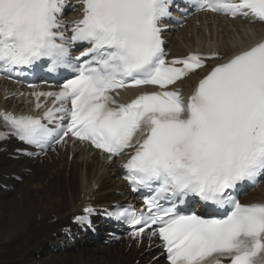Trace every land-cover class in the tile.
Returning a JSON list of instances; mask_svg holds the SVG:
<instances>
[{
  "label": "snow or ice",
  "instance_id": "snow-or-ice-1",
  "mask_svg": "<svg viewBox=\"0 0 264 264\" xmlns=\"http://www.w3.org/2000/svg\"><path fill=\"white\" fill-rule=\"evenodd\" d=\"M67 2L0 0V75H26L41 62L48 73H73L59 91L31 94L37 110L41 97L53 101L42 117L0 112V141L14 137L46 151L71 135L110 157L131 149L125 179L134 192L147 191L146 208L120 207L115 215L133 239L158 235L169 264H264V204L237 195L264 176V41L213 67L185 102L169 86L222 57L166 58L162 21L171 19V0H82L70 37ZM193 6L264 23V0ZM77 45L87 47L74 56ZM145 85L159 90L127 103L113 96Z\"/></svg>",
  "mask_w": 264,
  "mask_h": 264
},
{
  "label": "bare ground",
  "instance_id": "bare-ground-1",
  "mask_svg": "<svg viewBox=\"0 0 264 264\" xmlns=\"http://www.w3.org/2000/svg\"><path fill=\"white\" fill-rule=\"evenodd\" d=\"M256 28V32L261 33ZM196 33L201 41L206 40V35L214 38L224 54L231 53L238 42L249 38L242 24L220 21L197 32L179 34L181 46H189V35ZM180 53H183L182 47L176 49V54ZM0 101L5 106L10 103L3 101V95ZM3 146L7 150L0 151V264H129L140 255L143 259L151 257L135 246L103 247L91 237L84 239L89 247L70 251L72 242L63 234V228L71 225L70 217L78 213L86 201L110 206L125 195L126 189L119 179V186L112 187L110 175L118 178L115 165L98 155L91 156L83 148L78 152L59 149L49 158L37 161L13 160L8 154L20 146L8 143L0 148ZM15 173L24 178L23 183L13 179ZM3 186L14 189L8 191ZM263 191L264 185L252 195V200L264 201ZM47 249L50 251L46 252Z\"/></svg>",
  "mask_w": 264,
  "mask_h": 264
},
{
  "label": "rangeland",
  "instance_id": "rangeland-1",
  "mask_svg": "<svg viewBox=\"0 0 264 264\" xmlns=\"http://www.w3.org/2000/svg\"><path fill=\"white\" fill-rule=\"evenodd\" d=\"M110 178L112 179V187H113V186L116 185V182L113 181V180H117L118 178H115V177L113 176V174L110 175ZM118 186H119V185H118ZM113 188H116V187H113ZM263 192H264V191H263ZM263 194H264V193H263ZM52 214H55V213H52ZM46 215H47V213H46ZM43 243H44V242H43ZM76 243H78V245L75 246V247H73V249L70 250V251H76L78 248L89 247V246H87L86 244H85V245L81 244L80 240H77ZM48 245H50V244H48ZM44 246H47V245L45 244ZM84 246H85V247H84ZM49 249L53 250L51 247H50ZM49 249H47L46 252L50 251ZM55 250H58V249H55ZM58 251H59V250H58ZM8 252H10V250H8ZM8 252H7V253H8ZM39 254H43V252H42V253H39Z\"/></svg>",
  "mask_w": 264,
  "mask_h": 264
}]
</instances>
